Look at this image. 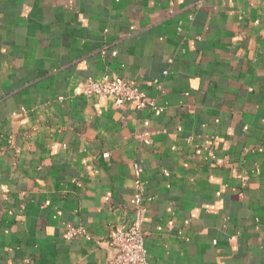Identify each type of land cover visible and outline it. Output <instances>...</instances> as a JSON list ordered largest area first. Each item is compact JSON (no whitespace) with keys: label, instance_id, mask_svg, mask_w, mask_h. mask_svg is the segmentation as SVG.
Here are the masks:
<instances>
[{"label":"crops","instance_id":"obj_1","mask_svg":"<svg viewBox=\"0 0 264 264\" xmlns=\"http://www.w3.org/2000/svg\"><path fill=\"white\" fill-rule=\"evenodd\" d=\"M140 183L148 264H264V0H0V264H110Z\"/></svg>","mask_w":264,"mask_h":264},{"label":"built area","instance_id":"obj_2","mask_svg":"<svg viewBox=\"0 0 264 264\" xmlns=\"http://www.w3.org/2000/svg\"><path fill=\"white\" fill-rule=\"evenodd\" d=\"M86 95H99L114 97L119 107L134 105L136 108H150L160 111L155 101L134 82L118 78L111 79L105 76L102 79L89 78L83 86ZM105 156H109L107 153ZM139 170V167H137ZM145 191L146 186L140 183L134 194L136 204L135 216L126 228L114 229L109 237V243L116 250V255L110 264H148V248L146 245V232L143 228L145 220ZM82 227L71 229L67 237L84 234Z\"/></svg>","mask_w":264,"mask_h":264}]
</instances>
